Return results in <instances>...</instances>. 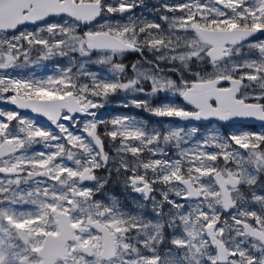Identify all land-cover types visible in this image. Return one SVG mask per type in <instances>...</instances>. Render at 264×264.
I'll return each instance as SVG.
<instances>
[{"label": "snow or ice", "instance_id": "obj_1", "mask_svg": "<svg viewBox=\"0 0 264 264\" xmlns=\"http://www.w3.org/2000/svg\"><path fill=\"white\" fill-rule=\"evenodd\" d=\"M143 6L0 0V100L18 109L0 110V264H264V130L228 123L264 121V0ZM33 52L66 64L8 71ZM116 95L168 122L99 117Z\"/></svg>", "mask_w": 264, "mask_h": 264}, {"label": "flooded vegetation", "instance_id": "obj_2", "mask_svg": "<svg viewBox=\"0 0 264 264\" xmlns=\"http://www.w3.org/2000/svg\"><path fill=\"white\" fill-rule=\"evenodd\" d=\"M143 3H144L143 7H138L135 10L136 15L138 16V15L143 14L144 17L152 18L155 15L154 8H155L156 0H143ZM137 58L140 59L139 55L130 54L127 56V59L125 62L131 63ZM147 58H148V56H147Z\"/></svg>", "mask_w": 264, "mask_h": 264}, {"label": "rangeland", "instance_id": "obj_3", "mask_svg": "<svg viewBox=\"0 0 264 264\" xmlns=\"http://www.w3.org/2000/svg\"><path fill=\"white\" fill-rule=\"evenodd\" d=\"M23 31V30H22ZM55 59V65L56 67L60 64L63 66L64 64H66L65 60H62L60 58H54ZM36 60H31L30 63H34ZM58 68V67H57ZM50 74L48 73V71H43L42 69H38V74L34 75L36 78H43L46 76H49ZM39 149L42 150L43 146L42 145H38ZM3 178V174H0V179Z\"/></svg>", "mask_w": 264, "mask_h": 264}]
</instances>
